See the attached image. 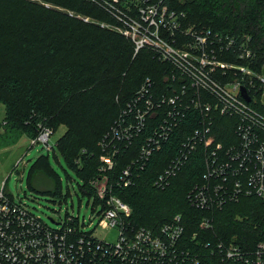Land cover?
I'll return each mask as SVG.
<instances>
[{
	"label": "trees",
	"instance_id": "1",
	"mask_svg": "<svg viewBox=\"0 0 264 264\" xmlns=\"http://www.w3.org/2000/svg\"><path fill=\"white\" fill-rule=\"evenodd\" d=\"M173 6L186 13L187 23L223 38L241 43L250 36V68L264 73V0H175ZM87 16L117 24L90 0H0V104L6 109L0 146L23 135L37 137L41 125L53 133L64 125L56 146H43L61 153L77 172L93 210L115 196L131 207V225L150 229L180 214V243L193 255L202 256V242L218 239L254 250L264 240V198L228 194L219 206L191 204L195 186L206 181L205 145L191 137L201 127V114L181 99L169 103L194 92L190 79L150 48L135 53L119 30ZM223 59L247 64L231 50ZM260 94L250 104L264 113ZM213 115L216 141L237 143V118ZM185 143L193 151L181 162ZM28 180L39 193L61 192L48 154L35 160ZM91 181L105 182L104 199ZM204 219L212 220V229L201 227Z\"/></svg>",
	"mask_w": 264,
	"mask_h": 264
},
{
	"label": "built area",
	"instance_id": "2",
	"mask_svg": "<svg viewBox=\"0 0 264 264\" xmlns=\"http://www.w3.org/2000/svg\"><path fill=\"white\" fill-rule=\"evenodd\" d=\"M90 1L113 16L119 31L133 42L135 53L150 48L191 81L193 93L184 98L176 95L169 102L175 105L181 99V105L193 107L201 114V127L191 137L205 145L206 181L195 186L191 204L200 208L219 206L228 194L233 199L264 198V113L250 104L258 93L264 102V73L250 68V58L255 56L250 36L239 43L235 37L223 38L211 29L187 23L186 13L174 8L175 0ZM228 50L247 64L224 60ZM241 87L246 88L251 101L244 98ZM214 112L237 118V143L226 145L212 136ZM52 134L50 126L41 125L38 136L31 139L32 145L51 148ZM184 146L181 162L193 151L190 143ZM105 161L111 167V160ZM91 183L104 199L105 184L102 188L98 181ZM131 213V207L115 196L107 199V207H99V225L119 228L117 243H110L93 231L84 230L79 217L67 215L64 221L48 225L26 204L16 202L3 186L0 264H264V240L251 251L222 239L213 244L202 242V256L193 255L190 248L180 243L185 232L180 214L159 229H150L131 225ZM201 227L212 229V220L204 219Z\"/></svg>",
	"mask_w": 264,
	"mask_h": 264
},
{
	"label": "rangeland",
	"instance_id": "3",
	"mask_svg": "<svg viewBox=\"0 0 264 264\" xmlns=\"http://www.w3.org/2000/svg\"><path fill=\"white\" fill-rule=\"evenodd\" d=\"M102 26L119 30L114 22L85 17ZM5 105L0 104V133L5 134L4 119ZM64 125L55 129L50 139V145L56 146L57 140L65 133ZM42 154H48L52 168L61 178L62 188L60 194L53 196L34 191L29 186V172L35 160ZM83 181L77 172L67 163L58 151L47 149L43 144L32 145V140L23 135L15 144L0 146V189L5 186L16 202L24 203L40 216L48 225L62 222L67 215L79 217L84 230L93 231L94 235L110 243H117L119 228H103L99 225L100 215L93 210L94 201L83 194L81 185ZM105 182L99 184L102 188ZM63 196V198L61 197ZM61 198V199H60ZM85 224V225H83Z\"/></svg>",
	"mask_w": 264,
	"mask_h": 264
},
{
	"label": "water",
	"instance_id": "4",
	"mask_svg": "<svg viewBox=\"0 0 264 264\" xmlns=\"http://www.w3.org/2000/svg\"><path fill=\"white\" fill-rule=\"evenodd\" d=\"M241 92H242V95L244 96V98L247 100V101H251V96L248 94L247 90L245 87H241Z\"/></svg>",
	"mask_w": 264,
	"mask_h": 264
}]
</instances>
